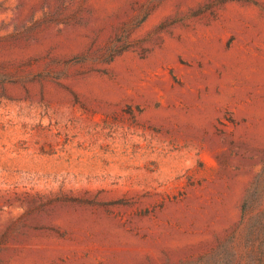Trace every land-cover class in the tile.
<instances>
[{
    "label": "rangeland",
    "instance_id": "obj_1",
    "mask_svg": "<svg viewBox=\"0 0 264 264\" xmlns=\"http://www.w3.org/2000/svg\"><path fill=\"white\" fill-rule=\"evenodd\" d=\"M0 264H264V0H0Z\"/></svg>",
    "mask_w": 264,
    "mask_h": 264
}]
</instances>
